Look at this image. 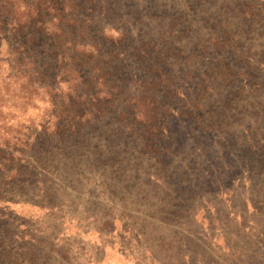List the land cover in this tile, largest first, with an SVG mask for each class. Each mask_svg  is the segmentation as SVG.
<instances>
[{"label":"rangeland","instance_id":"374dc122","mask_svg":"<svg viewBox=\"0 0 264 264\" xmlns=\"http://www.w3.org/2000/svg\"><path fill=\"white\" fill-rule=\"evenodd\" d=\"M110 2L107 35L162 33L160 93L10 83L0 46V264H264V0Z\"/></svg>","mask_w":264,"mask_h":264},{"label":"trees","instance_id":"16d2710c","mask_svg":"<svg viewBox=\"0 0 264 264\" xmlns=\"http://www.w3.org/2000/svg\"><path fill=\"white\" fill-rule=\"evenodd\" d=\"M113 10L110 0H0V46L8 44L6 62L10 83L19 80L32 83L60 71L78 75L79 70L84 69L90 76L85 84L106 90L109 98L115 92L120 94L119 90L126 86L125 80L141 81L140 88H133L135 90L149 91L153 95L160 93L163 74L161 53L156 46L162 33L157 32L155 39L149 41L140 35L134 36L130 28L121 30L116 36L107 35L102 20ZM123 17L125 22L126 16ZM124 42L131 46L125 47ZM133 56L137 61L134 68L127 63ZM4 60L0 59V62ZM135 69H146L151 74L142 80L134 74ZM111 71L121 73L124 80L115 79ZM70 87L72 91H78L80 81L71 82ZM150 99L148 102L152 103ZM144 108L148 111L134 113V118L158 119L164 114V111L155 112L148 106ZM9 143L10 140L0 139V144L9 146ZM22 143L27 147L26 141ZM17 151L21 155L24 153V149ZM1 153L0 147V177L8 167ZM17 156L15 160L20 161L21 156Z\"/></svg>","mask_w":264,"mask_h":264}]
</instances>
